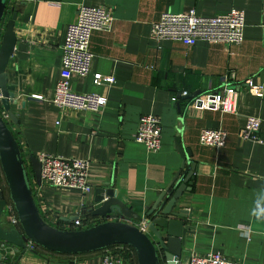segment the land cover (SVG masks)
I'll return each instance as SVG.
<instances>
[{
	"label": "crops",
	"instance_id": "obj_1",
	"mask_svg": "<svg viewBox=\"0 0 264 264\" xmlns=\"http://www.w3.org/2000/svg\"><path fill=\"white\" fill-rule=\"evenodd\" d=\"M79 4L104 6L112 17L109 32L90 36L88 74L69 80L71 91L105 98V106L95 113L59 111L50 103L64 30L74 21ZM189 10L201 17L241 11L242 41L185 47L151 40L149 27L161 14ZM12 11L15 46L5 74L7 83L15 86L19 108L10 106L15 124L3 119L26 169L28 156L37 160L40 154L88 162L87 193L31 183L42 220L59 230L73 229L71 222L78 217L87 224L118 221L117 214L99 218L87 213L98 207L94 201L108 189L144 219L156 194L180 168L182 160L174 146L179 138L183 151L189 152L187 166H193L189 190L174 207L187 212L185 226L191 231L182 232L181 248L188 252L182 264L190 255L210 252L242 264H264V219L252 215L256 200L264 202V0H6L4 20ZM94 75L100 76L96 84ZM103 78H111L113 84ZM246 81L262 86L260 98L251 94ZM224 84L236 88L234 114L189 106L193 96L220 91ZM181 92L186 96H179ZM148 114L160 123L156 152L133 140L138 118ZM246 116L259 119L257 143L238 137ZM202 129L224 131V146H200L197 137ZM0 226L15 229L4 211ZM105 250L109 249L62 256L27 244L16 254L0 245V264H100Z\"/></svg>",
	"mask_w": 264,
	"mask_h": 264
},
{
	"label": "built area",
	"instance_id": "obj_2",
	"mask_svg": "<svg viewBox=\"0 0 264 264\" xmlns=\"http://www.w3.org/2000/svg\"><path fill=\"white\" fill-rule=\"evenodd\" d=\"M112 17L108 8L104 6L90 7L79 4L76 8L75 19L64 30L63 41L60 47V69L53 88L50 103L59 111L71 110L77 112H98L106 103L104 97L96 94H79L71 91L69 80L72 76L85 77L89 71L91 53L89 40L93 32H109ZM244 29V15L241 11L231 10L225 14L210 17H201L193 10L186 13H163L158 20L149 27V37L155 42H177L190 47L197 42L220 45H238L242 41ZM100 76H93V83H97ZM107 84H113L111 78H103ZM246 87L257 98L262 96V86L246 81ZM236 88L223 85L220 91H212L191 98L189 106L195 110H210L221 113L234 114L236 104ZM186 96V92L179 94ZM39 99V97H34ZM176 102L175 97L170 98ZM6 118L5 116H2ZM259 119L246 116L243 126L238 131L241 140L258 142ZM160 123L152 115H142L138 118L133 140L142 144L148 152H156L160 146ZM226 134L220 129H202L197 137L198 144L214 149L222 148ZM40 165V182L61 190H74L81 194L89 191L86 183L88 162L86 160L40 154L37 158ZM3 211L9 223L16 229L19 226L10 202L6 201ZM114 218H110V221ZM72 228H83L80 217L71 222ZM145 232V224L137 226ZM246 232V231H244ZM28 246H32L28 243ZM120 247L105 250L100 264H122ZM184 264H242L239 261L228 260L216 252L205 255H190Z\"/></svg>",
	"mask_w": 264,
	"mask_h": 264
},
{
	"label": "water",
	"instance_id": "obj_3",
	"mask_svg": "<svg viewBox=\"0 0 264 264\" xmlns=\"http://www.w3.org/2000/svg\"><path fill=\"white\" fill-rule=\"evenodd\" d=\"M5 2L6 0H0V113L15 124L16 119L10 110V106L19 108L14 98L15 86L7 83L5 74L6 63L15 46V12L12 11L10 17L4 20ZM2 116L0 115V172L6 192L3 194L0 189V218L6 201L10 202L19 230L2 229L0 226V245L11 248L18 254L30 243L57 255L88 254L110 246L124 245L133 250L136 264H182V257L188 253L181 248L182 232L191 234V231L185 226L187 212L184 209L174 210V207L182 193L189 190L193 166H187L189 152L183 151L179 138L174 139V146L182 160L180 168L172 181L156 194L144 219L116 200L113 191L108 189L94 201L98 207L87 210V213L99 218L117 214L120 216L118 221H105L78 230H59L41 219L32 198L30 183L40 185L39 162L28 156V177L26 163ZM142 222L146 228L144 233L137 228ZM149 234L153 240H150Z\"/></svg>",
	"mask_w": 264,
	"mask_h": 264
},
{
	"label": "trees",
	"instance_id": "obj_4",
	"mask_svg": "<svg viewBox=\"0 0 264 264\" xmlns=\"http://www.w3.org/2000/svg\"><path fill=\"white\" fill-rule=\"evenodd\" d=\"M5 4H6V2H5ZM5 13H6V5H5V9H4L3 19L5 17ZM4 122H5V120H4ZM5 124L8 127V125H7L6 122H5ZM13 138H14V136H13ZM20 156H21V154H20ZM26 172H27L28 177H30V171H29V169L28 170L26 169ZM0 181H2V184L4 185V181H3V178H2L1 172H0ZM2 184L0 182L1 190H2L3 194H5L6 191L3 190ZM81 220H82L83 225H85L84 228H87V227H90L92 225H95V224H98V223H102V222L105 221L104 219H102L101 221H96L94 224H92V223H88L87 224V223H84L85 222V219L81 218ZM78 229H81V228L69 229V230H78ZM32 246L35 247V248H38V249H41V250L45 251L44 249H42L40 247H37V246H34V245H32ZM115 247H117V248L120 247L121 248V250L119 251V253H120V257L122 259V264H136L135 255H134V252H133V250L131 248H129L128 246H124V245H114V246H110V247H108L106 249H113ZM45 252H47V251H45ZM47 253H50V252H47ZM50 254H52V253H50ZM55 255H57V254H55ZM62 256H76V255H62Z\"/></svg>",
	"mask_w": 264,
	"mask_h": 264
},
{
	"label": "clouds",
	"instance_id": "obj_5",
	"mask_svg": "<svg viewBox=\"0 0 264 264\" xmlns=\"http://www.w3.org/2000/svg\"><path fill=\"white\" fill-rule=\"evenodd\" d=\"M252 215L257 219H264V202L257 199L255 202V207L252 210Z\"/></svg>",
	"mask_w": 264,
	"mask_h": 264
},
{
	"label": "rangeland",
	"instance_id": "obj_6",
	"mask_svg": "<svg viewBox=\"0 0 264 264\" xmlns=\"http://www.w3.org/2000/svg\"><path fill=\"white\" fill-rule=\"evenodd\" d=\"M32 183V182H31ZM31 183H30V185H31Z\"/></svg>",
	"mask_w": 264,
	"mask_h": 264
}]
</instances>
